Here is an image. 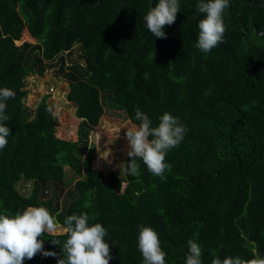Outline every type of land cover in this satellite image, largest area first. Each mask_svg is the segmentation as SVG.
Masks as SVG:
<instances>
[{"label": "trees", "instance_id": "16d2710c", "mask_svg": "<svg viewBox=\"0 0 264 264\" xmlns=\"http://www.w3.org/2000/svg\"><path fill=\"white\" fill-rule=\"evenodd\" d=\"M259 1L229 0L224 41L204 54L194 46L204 18L199 0H178L163 39L143 20L158 0H0V88L15 92L5 112L11 135L0 150V214L42 206L62 223L86 212L106 229L109 264H143L141 225L157 232L166 264H185L190 239L201 246L202 264L217 255L264 258V59L251 62L264 38L246 35L263 27L264 10L250 4ZM51 68L79 119L75 141L55 137L46 96L33 110L23 105L24 79ZM101 97L132 124L139 108L153 126L165 112L185 126L166 155L164 180L137 160L139 174L123 170L121 189L113 172L91 167L88 134L103 114ZM64 167L74 179L65 191ZM19 181L30 183L26 195ZM41 238L58 256L38 253L23 264H57L60 248L50 240L64 237Z\"/></svg>", "mask_w": 264, "mask_h": 264}, {"label": "clouds", "instance_id": "9594fccd", "mask_svg": "<svg viewBox=\"0 0 264 264\" xmlns=\"http://www.w3.org/2000/svg\"><path fill=\"white\" fill-rule=\"evenodd\" d=\"M229 7V0H199L196 8L204 18L198 22V38L194 45L204 54L224 41L226 27L223 14ZM180 12L178 0H158L143 16L146 29L155 38H166L163 28L175 22ZM15 98V92L9 88H0V150L11 135L5 122L10 117L5 114L7 101ZM135 120L126 129L124 136L127 141V156L129 162L121 163L127 175L139 174L141 160L147 170L161 180L164 173L170 170L165 162L169 150L176 148L183 141L187 129L178 118L168 112L158 117V124L153 122L139 108L134 110ZM88 214H72L62 223L48 209L42 206H28L17 210L14 214H0V264H23L25 259L31 260L38 253L43 257H57L52 251H44V239H38L46 233L63 236L64 239H52L50 243L60 248L57 264H109L113 258L110 255L109 244L105 242L106 229L100 223H89ZM188 252L185 264H202L201 246L194 240H188ZM137 247L143 257V264H166V253L160 246L157 232L150 226L141 225L138 230ZM211 264H264V258L259 255L245 259L239 255L227 256L221 259L215 256Z\"/></svg>", "mask_w": 264, "mask_h": 264}, {"label": "rangeland", "instance_id": "374dc122", "mask_svg": "<svg viewBox=\"0 0 264 264\" xmlns=\"http://www.w3.org/2000/svg\"><path fill=\"white\" fill-rule=\"evenodd\" d=\"M22 41L34 42L26 35L22 37ZM77 55H79L78 52ZM75 57L76 53L74 52L72 58L75 59ZM55 69L46 70L40 77L28 76L24 79L26 95L23 105L29 110H33L39 100L46 96V104L57 121L55 137L64 141H75L79 119L74 115V106L65 99L67 83L55 73ZM101 103L103 114L97 125L88 134V141L93 145L95 152L91 167L102 172L103 175L113 172L122 181V189L124 187V173L120 164L124 163L128 150L124 133L133 124L125 118L122 111L105 102L102 97ZM63 170L65 181H70L72 179L70 171L65 167ZM73 180L66 182L67 185L63 187L64 191L72 187ZM30 187L29 182L19 181L16 184V190L21 195H26Z\"/></svg>", "mask_w": 264, "mask_h": 264}, {"label": "water", "instance_id": "95a60500", "mask_svg": "<svg viewBox=\"0 0 264 264\" xmlns=\"http://www.w3.org/2000/svg\"><path fill=\"white\" fill-rule=\"evenodd\" d=\"M252 6H255L256 8H261L264 10V0H261L259 3H251ZM250 32H253L256 37H263L264 38V26L257 32V29L255 26H251L249 30L246 32V35H248ZM258 59H264V43L260 45V47L257 49V52L255 56L252 59V64L254 65L255 61Z\"/></svg>", "mask_w": 264, "mask_h": 264}, {"label": "flooded vegetation", "instance_id": "af4514ba", "mask_svg": "<svg viewBox=\"0 0 264 264\" xmlns=\"http://www.w3.org/2000/svg\"><path fill=\"white\" fill-rule=\"evenodd\" d=\"M259 2H260V1H259ZM259 2H258V3H259ZM251 3H253V2H251ZM251 3H250V4H251ZM260 9H261V8H260ZM263 23H264V20H263ZM252 26H253V25H252ZM263 26H264V24H263ZM263 43H264V42H263Z\"/></svg>", "mask_w": 264, "mask_h": 264}]
</instances>
